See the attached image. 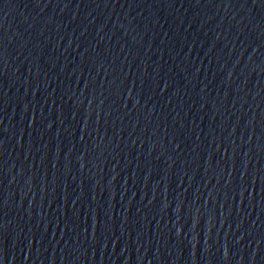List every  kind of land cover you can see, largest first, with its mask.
<instances>
[{
  "label": "water",
  "instance_id": "water-1",
  "mask_svg": "<svg viewBox=\"0 0 264 264\" xmlns=\"http://www.w3.org/2000/svg\"><path fill=\"white\" fill-rule=\"evenodd\" d=\"M0 264H264V0H0Z\"/></svg>",
  "mask_w": 264,
  "mask_h": 264
},
{
  "label": "snow or ice",
  "instance_id": "snow-or-ice-1",
  "mask_svg": "<svg viewBox=\"0 0 264 264\" xmlns=\"http://www.w3.org/2000/svg\"><path fill=\"white\" fill-rule=\"evenodd\" d=\"M0 227H2V226H0Z\"/></svg>",
  "mask_w": 264,
  "mask_h": 264
}]
</instances>
